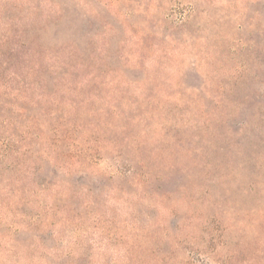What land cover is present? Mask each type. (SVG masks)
<instances>
[{"label":"rangeland","instance_id":"374dc122","mask_svg":"<svg viewBox=\"0 0 264 264\" xmlns=\"http://www.w3.org/2000/svg\"><path fill=\"white\" fill-rule=\"evenodd\" d=\"M3 56L0 264H264V0H0Z\"/></svg>","mask_w":264,"mask_h":264},{"label":"trees","instance_id":"16d2710c","mask_svg":"<svg viewBox=\"0 0 264 264\" xmlns=\"http://www.w3.org/2000/svg\"><path fill=\"white\" fill-rule=\"evenodd\" d=\"M47 23L48 24H45L46 29L48 27L49 28L52 27L53 22H47ZM39 29H41V28L37 27V30H39ZM7 58H8V56H3L0 59V82L4 83V89L8 90L9 92L16 91V89H17L16 84H21L24 88H26L25 83H27V76L29 75V71L24 72V73L23 72L19 73L17 70L8 72L7 69L4 67V65L8 64L6 62ZM11 95H13V96H11L12 98H15V96H16L12 93H11ZM0 105H2L3 108L7 107V106L15 107L16 108L15 110H18V111H25L26 110V109L22 108L21 106H18L17 103L14 104V102H12L10 99L6 100L5 98H4V101H2V100L0 101ZM12 119L14 120V122L13 123L9 122L8 125H6L5 123L11 119L4 120V125L9 130H13V127L20 122L18 116L16 118H12ZM22 124H24V126L27 127L26 129L28 131H25L22 136L17 135L14 132L7 133L6 135H9V137H6L5 140H2L3 144L0 148V152H8L9 151L8 156H11L10 154L13 153L14 148H16V149L19 148L16 146L17 142L21 143V145L23 146L24 142H21L22 139L23 138H25V139L31 138L30 130H31V127H34L35 121L34 120L30 121V119H29V122H23L22 121ZM0 128L2 129L1 126H0ZM0 139H1V137H0ZM11 139L15 140L17 142L12 141ZM15 154L16 153H14V155ZM6 158H7L6 155L0 157V162L5 160ZM41 159H39V160H41Z\"/></svg>","mask_w":264,"mask_h":264}]
</instances>
